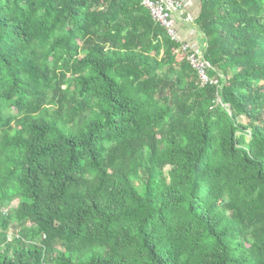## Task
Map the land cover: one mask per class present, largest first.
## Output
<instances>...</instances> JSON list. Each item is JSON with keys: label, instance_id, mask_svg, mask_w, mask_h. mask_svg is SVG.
<instances>
[{"label": "trees", "instance_id": "16d2710c", "mask_svg": "<svg viewBox=\"0 0 264 264\" xmlns=\"http://www.w3.org/2000/svg\"><path fill=\"white\" fill-rule=\"evenodd\" d=\"M200 1L217 83L142 0H0V264H264V0Z\"/></svg>", "mask_w": 264, "mask_h": 264}, {"label": "built area", "instance_id": "2783aa9c", "mask_svg": "<svg viewBox=\"0 0 264 264\" xmlns=\"http://www.w3.org/2000/svg\"><path fill=\"white\" fill-rule=\"evenodd\" d=\"M143 4L151 11L153 18L163 25L168 31L172 39L176 41H181L179 35L177 18L183 19L186 12L184 2L182 0H142ZM172 13L176 14L173 16ZM188 44L182 45V50L189 53V58L191 59L193 65L199 70L202 83L215 82L216 79H211L208 77L205 71V62L201 61L202 53L196 51L198 55L189 51Z\"/></svg>", "mask_w": 264, "mask_h": 264}, {"label": "crops", "instance_id": "0c3cea01", "mask_svg": "<svg viewBox=\"0 0 264 264\" xmlns=\"http://www.w3.org/2000/svg\"><path fill=\"white\" fill-rule=\"evenodd\" d=\"M188 12V16L192 19L196 18L200 13L201 1L200 0H183ZM189 18V19H190ZM179 33L183 39L193 44L196 47L202 48L205 41L200 31H198L192 22L189 24H179Z\"/></svg>", "mask_w": 264, "mask_h": 264}, {"label": "clouds", "instance_id": "9594fccd", "mask_svg": "<svg viewBox=\"0 0 264 264\" xmlns=\"http://www.w3.org/2000/svg\"><path fill=\"white\" fill-rule=\"evenodd\" d=\"M183 1V0H182ZM184 2V1H183ZM184 5H185V2H184ZM185 9H186V6H185ZM186 11H187V9H186ZM177 26H178V22H177ZM178 31H179V28H178ZM180 34V33H179ZM180 37H181V35H180ZM181 40H182V42H185L186 40L185 39H183L182 37H181ZM187 42V41H186ZM188 43V45L189 46H192L193 47V49L195 50V51H199V52H201L202 51V49L204 48V44H203V47L202 48H199V47H196V46H194L193 44H191V43H189V42H187ZM211 83H215V82H211Z\"/></svg>", "mask_w": 264, "mask_h": 264}, {"label": "rangeland", "instance_id": "374dc122", "mask_svg": "<svg viewBox=\"0 0 264 264\" xmlns=\"http://www.w3.org/2000/svg\"><path fill=\"white\" fill-rule=\"evenodd\" d=\"M180 35V34H179ZM17 204V201L13 202V206H15Z\"/></svg>", "mask_w": 264, "mask_h": 264}]
</instances>
